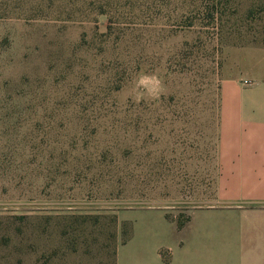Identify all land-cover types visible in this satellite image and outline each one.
Returning <instances> with one entry per match:
<instances>
[{
	"label": "rangeland",
	"instance_id": "374dc122",
	"mask_svg": "<svg viewBox=\"0 0 264 264\" xmlns=\"http://www.w3.org/2000/svg\"><path fill=\"white\" fill-rule=\"evenodd\" d=\"M214 2L0 0V264H116L127 212L211 204L221 84L264 78V0Z\"/></svg>",
	"mask_w": 264,
	"mask_h": 264
},
{
	"label": "crops",
	"instance_id": "0c3cea01",
	"mask_svg": "<svg viewBox=\"0 0 264 264\" xmlns=\"http://www.w3.org/2000/svg\"><path fill=\"white\" fill-rule=\"evenodd\" d=\"M216 165L211 204L181 229L165 209L127 212L116 264H264V78L222 82Z\"/></svg>",
	"mask_w": 264,
	"mask_h": 264
},
{
	"label": "clouds",
	"instance_id": "9594fccd",
	"mask_svg": "<svg viewBox=\"0 0 264 264\" xmlns=\"http://www.w3.org/2000/svg\"><path fill=\"white\" fill-rule=\"evenodd\" d=\"M148 84H151L152 87H146ZM138 86L144 88V92L147 95L155 97L159 95V92L162 89V82L154 75L150 76L141 74L138 79ZM141 95H143V93Z\"/></svg>",
	"mask_w": 264,
	"mask_h": 264
},
{
	"label": "trees",
	"instance_id": "16d2710c",
	"mask_svg": "<svg viewBox=\"0 0 264 264\" xmlns=\"http://www.w3.org/2000/svg\"><path fill=\"white\" fill-rule=\"evenodd\" d=\"M198 2H200L201 4H203L204 0H198ZM211 3H212L214 6L216 5V3L214 2V0H211ZM204 6H205V5H201L200 8H204V10L207 9V8H205ZM208 9H209V8H208ZM186 221H187V220H186ZM186 221L177 220L178 228L181 229V228L184 226V224H185Z\"/></svg>",
	"mask_w": 264,
	"mask_h": 264
},
{
	"label": "built area",
	"instance_id": "2783aa9c",
	"mask_svg": "<svg viewBox=\"0 0 264 264\" xmlns=\"http://www.w3.org/2000/svg\"><path fill=\"white\" fill-rule=\"evenodd\" d=\"M245 85H248L249 83L247 81L244 82Z\"/></svg>",
	"mask_w": 264,
	"mask_h": 264
}]
</instances>
